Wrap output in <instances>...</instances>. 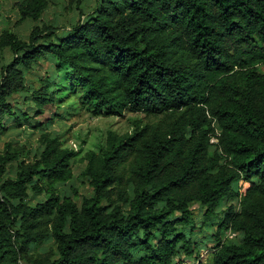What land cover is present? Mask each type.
I'll use <instances>...</instances> for the list:
<instances>
[{
    "label": "trees",
    "instance_id": "obj_1",
    "mask_svg": "<svg viewBox=\"0 0 264 264\" xmlns=\"http://www.w3.org/2000/svg\"><path fill=\"white\" fill-rule=\"evenodd\" d=\"M50 2H15L27 38L0 30V132L47 107L63 120L71 95L92 116L158 121L80 158L49 132L33 153L5 143L0 264H264V0H68V25L42 22ZM75 162L89 196L62 188ZM193 204L217 219L204 263Z\"/></svg>",
    "mask_w": 264,
    "mask_h": 264
},
{
    "label": "rangeland",
    "instance_id": "obj_2",
    "mask_svg": "<svg viewBox=\"0 0 264 264\" xmlns=\"http://www.w3.org/2000/svg\"><path fill=\"white\" fill-rule=\"evenodd\" d=\"M17 1L19 0H0V30L3 28H11L24 39L27 38L34 24L29 21H19V14L15 6V2ZM93 6L92 0H82L81 8L85 13L90 12ZM77 14L78 11L70 7L68 0H51L48 9L42 16V22L68 25L77 19ZM5 54V57L8 58V52ZM48 67L49 64L47 62L41 61L38 69L46 70ZM62 108H64L61 112V115L64 116L63 120L56 119L52 123L47 122L51 114L54 113L53 107H47L42 115L33 117L28 124L25 123L21 127H16L13 124L8 125L7 131L0 132V152L5 143L11 142L15 146L23 145L26 150L33 153L39 146L38 140L40 135L43 132H49L53 136H58L63 147L77 152V157L80 158L86 152L91 150L96 151L102 146L109 132H114L116 134L130 133L132 131V124L136 120L141 121L142 124L155 123L158 121L156 118L147 116L143 113H125L122 117L92 116L79 106L78 101L72 97V95L71 98L66 100ZM30 113L33 114V111ZM40 122L44 127L33 129L28 126L29 124L36 125ZM84 167L85 162H75L73 165V178L62 187L69 195L73 194L72 190H76L77 194L82 197L90 195V189L80 177V173L83 171ZM38 199L39 198L35 199V201H31V204ZM77 202H79V200H77ZM234 204L236 205L237 203ZM191 211L193 213L195 226L197 227V229H194L192 238L194 237L195 241L199 242L197 248L202 249L200 262L202 261L204 263L210 254V252L205 249L206 244H212L211 242L213 241H208L207 243L206 235L203 233L209 231L213 234L216 229V224L214 225L213 222H217V219H204V211L197 204L191 206ZM202 229L203 231L201 232ZM220 235L222 241H240V236L238 234L229 231L223 230ZM48 249H54L51 242H47L40 247H35L33 254H38ZM186 263L198 264V262L193 259H188Z\"/></svg>",
    "mask_w": 264,
    "mask_h": 264
}]
</instances>
